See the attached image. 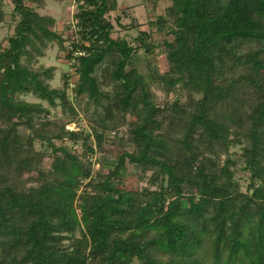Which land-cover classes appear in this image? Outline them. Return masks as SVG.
Instances as JSON below:
<instances>
[{
	"label": "trees",
	"instance_id": "obj_1",
	"mask_svg": "<svg viewBox=\"0 0 264 264\" xmlns=\"http://www.w3.org/2000/svg\"><path fill=\"white\" fill-rule=\"evenodd\" d=\"M40 1L0 42V264H264V0H170L148 29L73 0L61 32ZM48 42L60 87L31 66Z\"/></svg>",
	"mask_w": 264,
	"mask_h": 264
},
{
	"label": "rangeland",
	"instance_id": "obj_2",
	"mask_svg": "<svg viewBox=\"0 0 264 264\" xmlns=\"http://www.w3.org/2000/svg\"><path fill=\"white\" fill-rule=\"evenodd\" d=\"M170 4V0H117V5L119 11L117 13H111V16H115L116 14L120 15L119 22L122 25H129L131 18H134L138 23H140V29H148L147 22L150 19H154L157 15L163 14L165 12L166 7ZM11 2L10 0H5L4 4V18L0 23V42L5 43L6 37L11 32V26L9 24L10 18V10H11ZM33 7L41 14H49L53 16L56 20L54 25V29L58 32L63 31L66 23L71 20L72 14L75 12L73 0H41L38 3H34ZM125 8L126 13L121 12L122 9ZM121 9V10H120ZM137 28H122L119 24L115 25L113 36L126 37L130 40L133 36L137 35ZM166 36L163 32L154 31L153 39L156 42L161 41ZM155 62L158 66V69L162 72L167 69V63L164 58V53L162 48H158L155 52ZM31 66L36 69H45L51 67L52 77L48 79V83L52 87H60L62 84V75L64 72L69 71L73 72L71 66L67 62L66 58H64V51L58 49V46L55 43L48 42L47 47L44 49L43 55L36 57L33 61H31ZM156 93L159 98H163L162 93L159 90H156ZM22 98L29 101H39L31 94L22 95ZM46 107H48V103L45 101H40ZM75 105L79 109L82 102H78L74 100ZM83 106V105H82ZM52 116L61 117V109L60 107L51 108L49 107ZM81 120L72 122L68 125L70 129H77L80 127L86 128L88 126L87 120L80 113ZM47 163V162H46ZM95 167H98L96 165ZM237 170V176L240 177L242 183V189H245V185L247 182V173L240 170L239 165L235 166ZM145 182H140L139 185H144Z\"/></svg>",
	"mask_w": 264,
	"mask_h": 264
}]
</instances>
